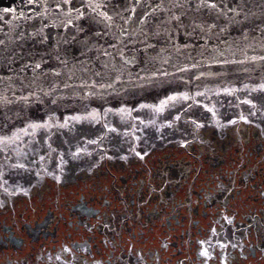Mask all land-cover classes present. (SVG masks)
<instances>
[{"label": "flooded vegetation", "instance_id": "flooded-vegetation-1", "mask_svg": "<svg viewBox=\"0 0 264 264\" xmlns=\"http://www.w3.org/2000/svg\"><path fill=\"white\" fill-rule=\"evenodd\" d=\"M198 97L13 143L0 264H264V87Z\"/></svg>", "mask_w": 264, "mask_h": 264}, {"label": "water", "instance_id": "water-1", "mask_svg": "<svg viewBox=\"0 0 264 264\" xmlns=\"http://www.w3.org/2000/svg\"><path fill=\"white\" fill-rule=\"evenodd\" d=\"M260 86L264 0H0V159L41 128L94 119L101 140L107 110Z\"/></svg>", "mask_w": 264, "mask_h": 264}]
</instances>
